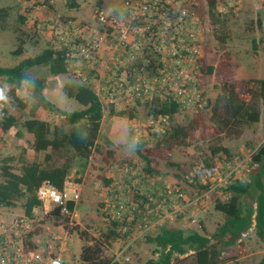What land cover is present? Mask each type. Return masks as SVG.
<instances>
[{
    "label": "rangeland",
    "instance_id": "rangeland-1",
    "mask_svg": "<svg viewBox=\"0 0 264 264\" xmlns=\"http://www.w3.org/2000/svg\"><path fill=\"white\" fill-rule=\"evenodd\" d=\"M43 2L44 0H35L27 14L26 23H21L18 16L25 13L29 6L22 0H0V8L6 9V15L0 20L1 66L15 65L25 57L36 55L46 46L52 47L54 44L52 34L57 30L58 22L63 19L70 18L79 22V26L84 28L85 32L92 29L95 31L93 15L95 9L99 8L105 14L120 13L124 9V0H76L77 8H68L64 0H55L53 4L58 14L54 16L55 12H53L51 20H47L45 17H48L50 8ZM229 2L231 6H227L225 13L220 17V22L212 25L206 14L204 0H196L197 11L202 16L205 27L200 44L201 65H213L219 58L228 57L229 68L232 71L231 78H264V0H229ZM256 4H260V7L258 8ZM259 18L260 26L257 25ZM37 23L46 27L50 25L52 28L48 33L46 29L38 28ZM252 37H258L256 49L251 46ZM17 38L22 40L23 51L15 55L12 51L19 42ZM27 73L45 79L48 77L45 67L42 66L31 67ZM56 76L60 78V85L70 80L69 77L64 80L65 74ZM196 77L200 89L209 100V106L203 109L181 108L173 115L172 121L182 123L196 118L202 126H217L211 108L224 79L221 75L215 74H200ZM57 85L58 82L55 80V88ZM10 88V84L0 83L3 94ZM45 92V98L54 107L65 111L82 108L77 101L61 91V86L57 92L53 87ZM18 96L28 106L31 104L30 96L24 87L20 88ZM131 101L130 105H123L126 108H122V106H110L111 101L102 98L103 120L101 119L99 125L94 150L85 165L81 162L78 164L79 159L76 158L69 167L67 179L76 182L80 188L78 200L74 203L71 213L50 214L51 205L47 202L33 210L30 230L33 231L39 244L38 249L51 254L58 253L63 258L64 264H82L80 257L82 248L88 245L98 248L97 257L109 258L118 264H144L146 260L155 258L153 244L145 242L142 236L129 242L128 238L120 234L105 218V210L110 207L109 202L112 201V190L124 194L127 199L133 198L139 192L157 196L154 198L157 200L155 213L149 215L148 219L153 221L164 216L162 225L157 226L158 229L162 226H184V230L199 227L200 232L210 234L223 220V215L213 209L212 202L215 198L224 199L226 196V193L219 188L223 186V174L218 170L207 168V164H214L220 159L219 153L214 155L210 153V146L219 141L229 149L231 162L234 163L230 170L234 167L236 178L245 179L254 169V166H247L248 156L250 150L264 139V107L261 109L259 122L249 129L242 130L235 127L233 131H227L220 126L218 133L220 139H216L217 136L213 137V133H208L204 141L195 140L188 147H173L169 156L161 149L158 151L153 149L157 137L150 138L140 148V153L148 154L149 165L155 171L148 173L144 168L143 159L134 149L132 138L137 130L133 124L134 120L131 121L125 116L110 118L113 112L116 115L120 110L130 109L135 116L136 124L143 125L147 109L142 104L136 105L134 100ZM6 103V98L0 100V106H6ZM26 115L27 108L21 111V118ZM45 120L50 125L57 124L65 130L70 129V125L51 111H45ZM17 131L22 132L20 136L16 135ZM198 131L200 129L195 134ZM0 138V157L13 155L18 158L23 147L27 158L30 160L33 158L30 148L31 134L22 128L11 127L1 134ZM65 157L67 154L63 152L51 153V160L55 164L65 161ZM41 158L42 153L36 157L38 160ZM168 161L177 163L176 167L169 166ZM17 164V162L13 164L16 169ZM123 164L129 165L134 174L129 175L130 177L121 175L120 168ZM262 181L264 185V175ZM206 185L207 188L204 189ZM67 189L71 190L70 187ZM163 189H177L181 191L184 199L195 201L190 206L180 208L184 201L173 194L164 200L159 198L157 192ZM6 209H9L12 215H22L19 202ZM157 230L153 228L152 233ZM241 240L246 254L236 260H222L220 264H257L263 252V245L255 236L252 226L241 235ZM178 258L175 264L190 263L188 258Z\"/></svg>",
    "mask_w": 264,
    "mask_h": 264
},
{
    "label": "trees",
    "instance_id": "trees-1",
    "mask_svg": "<svg viewBox=\"0 0 264 264\" xmlns=\"http://www.w3.org/2000/svg\"><path fill=\"white\" fill-rule=\"evenodd\" d=\"M64 2L68 8L78 6L76 0H64ZM228 2L229 0H204L206 14L212 25L219 23L220 17L225 13L216 12L215 6L217 4L227 6ZM43 3L49 5L48 0H44ZM30 10L31 7L18 16L21 23H26ZM5 15L6 9L0 8V20ZM260 23L259 18L257 25L260 26ZM17 40L19 42L12 51L15 55L23 51L21 38ZM250 40L252 48L256 49L258 37H252ZM64 52L65 49L56 51L51 46H46L36 55L25 57L15 65L5 67L0 65V83L11 85L9 91L4 94L6 106H0V135L11 127L22 128L31 134L30 148L33 155L31 160L28 159L24 148L21 147L18 158L13 155L0 157V207H13L16 202H19L22 215L29 218H33V210L42 205L36 196L39 185L47 181L56 189H62L65 180H68L70 164L78 158L77 163L81 162L85 165L94 150L98 135L102 104L88 82L80 83L72 76L73 78L61 85V91L82 106L79 110L65 111L54 107L45 98L42 92L45 78L27 73V70L34 66L45 67L48 76L67 73L68 66ZM197 74L221 75L224 79L211 108L217 126H202L196 118L182 123L173 122L172 117L180 108L171 99L158 101V98L153 96L150 102L138 99L134 101L136 105L142 104L147 109V114L161 113L167 118V124L162 125L163 131L159 135L149 134V137H157L153 149L157 151L161 149L168 156L173 147H188L195 140L204 141L208 133H213V137L217 136L216 139H220L218 137L220 126L227 131H233L235 127L243 130L259 122L261 108L264 107V78H231L232 71L229 68L228 57L219 58L214 65H200L197 68ZM21 87H24L30 96L29 106L17 95ZM209 104L207 98V103L200 109L208 107ZM26 108L27 115L21 118V111ZM47 110L61 117L70 125V129L65 130L57 124L50 125L45 120ZM116 115L134 120L133 124L136 126L135 116L130 109L120 110L116 112ZM198 129L200 131L195 134ZM20 134L21 132H16L17 136ZM141 147L142 144L134 142V149L143 159L146 172L155 173L149 165L148 154L140 153ZM209 150L213 155L219 153L220 159L214 164H207V168L220 171L224 178L223 186L219 188L226 193V196L224 199L215 198L212 202L213 209L223 215L222 222L210 234L200 232L199 227L184 230L167 226L160 227L154 234L148 232L143 234L144 241L153 244V251L156 253L155 258L146 260L144 264H175L178 257L190 259L189 264H220L222 260H236L246 254L241 235L251 226L255 236L263 245V252L257 264H264V185L262 181L264 139L249 152L247 166H254V169L245 179L236 178L234 167L230 170L234 165L230 159L231 153L221 142L217 141L210 146ZM52 152H63L67 154V157L65 161L55 164L51 160ZM40 153L42 158L38 160L36 157ZM14 162L18 163L17 169L13 166ZM168 165L176 167L177 163L168 161ZM206 188L207 185L204 186V189ZM74 205L70 201L67 203L70 213ZM49 213L59 214L55 208ZM110 223L114 228L118 226L114 221ZM24 238L25 247L29 251L38 250L39 244L32 230L26 232ZM97 252V247L83 246L80 255L82 264H118L112 259L97 257Z\"/></svg>",
    "mask_w": 264,
    "mask_h": 264
},
{
    "label": "built area",
    "instance_id": "built-area-1",
    "mask_svg": "<svg viewBox=\"0 0 264 264\" xmlns=\"http://www.w3.org/2000/svg\"><path fill=\"white\" fill-rule=\"evenodd\" d=\"M22 1L29 7L35 2ZM227 4L231 6V2ZM227 6L217 4L215 10L223 13ZM123 7V12L110 14L95 9V31L85 32L79 22L63 19L52 34V48L65 49L66 64L68 68L75 67L78 81L88 82L97 96L104 94L102 96L108 101L126 98L150 102L156 96L158 101L173 100L180 109L205 106L207 98L196 77L201 65L200 44L205 27L196 0H124ZM36 25L48 33L52 28ZM108 38L106 47L105 39ZM103 47L108 49L105 77L97 73ZM166 124L167 118L161 113L147 114L143 125L136 124L133 142L144 146L149 134L159 135L162 125ZM120 173L124 176L134 174L127 164L122 165ZM79 191L76 182L65 180L63 188L58 190L45 181L37 188L36 196L42 204L47 202L51 209L67 215L70 213L67 203H75ZM115 191L111 192L112 201L105 210V218L116 222L117 231L128 240L152 233L153 228L157 230L162 224L164 216L153 221L148 219L155 213L157 200L154 198L157 196L139 192L127 199ZM157 193L161 200L170 198L171 194L183 199L180 208L195 201L184 199L177 189H163ZM30 223L31 218L25 215L0 216V264H64L58 253L40 249L29 251L25 247L24 234L30 230Z\"/></svg>",
    "mask_w": 264,
    "mask_h": 264
},
{
    "label": "crops",
    "instance_id": "crops-1",
    "mask_svg": "<svg viewBox=\"0 0 264 264\" xmlns=\"http://www.w3.org/2000/svg\"><path fill=\"white\" fill-rule=\"evenodd\" d=\"M48 2H49V5H47L50 9V11H49V13H48V17H45V18H47V20H51V18H52V15H53V12H55V15L54 16H57V12H56V7H55V5L53 4L54 2H55V0H48ZM258 5V8L260 7V4H256V6ZM241 8H243V6H241ZM116 13H118V12H116ZM49 14H50V16H49ZM51 25H53V24H51ZM54 26V25H53ZM257 38V37H256ZM105 44H106V47L109 45V38L108 39H105ZM107 55H108V49L106 50V48L105 47H103L102 49H101V52H100V59H99V64H98V68H97V73H98V75L99 76H101V77H105V74H106V70H107V63H108V57H107ZM214 65V64H213ZM74 67V66H73ZM72 66H70L69 68H68V72L67 73H65V75H66V77H64V80H66L67 79V77H69L70 79L71 78H73L72 76H74V78H75V80L76 81H78V78H77V76L74 74V68H73ZM55 80H57V82H58V85H57V87L55 88ZM59 80H60V78L59 77H57V76H48V77H46V79H45V84H44V88H43V94L45 95L46 94V90L48 89V88H50V87H53V90H55L56 92H57V89L58 88H60V82H59ZM79 82V81H78ZM18 93H19V91L17 92V95H18ZM103 96H104V94H102ZM99 97V99H100V101H101V103H102V97H100V96H98ZM135 101V100H134ZM131 100L130 99H124V98H122V99H117L116 101H114V102H111L112 104H110V106L112 105V106H117V107H119V106H122V108H126V107H124V106H126V105H130L131 104ZM124 105V106H123ZM262 109V108H261ZM112 111H114V110H111V112ZM115 116H117V115H115V113L113 112V113H111V117L110 118H114ZM104 117V116H103ZM117 117H119V116H117ZM121 117V116H120ZM109 118V119H110ZM101 119H102V116H101ZM103 120V119H102ZM100 122H101V120H100ZM22 133V132H21ZM113 135V134H112ZM97 137H98V135H97ZM108 139H110V138H108ZM96 141H97V138H96ZM121 177H123V176H121ZM129 177V176H128ZM11 211L9 210V209H6L5 207H0V216L1 217H8V216H12V213H10ZM149 218V217H148ZM162 225V224H161ZM173 227H179V228H182L183 229V227L184 226H173ZM187 227V226H186ZM156 232V231H155ZM154 232V233H155ZM154 233H152V234H154ZM138 237L136 236L135 238H133V239H131V240H128L129 242H131V241H133V240H136Z\"/></svg>",
    "mask_w": 264,
    "mask_h": 264
},
{
    "label": "clouds",
    "instance_id": "clouds-1",
    "mask_svg": "<svg viewBox=\"0 0 264 264\" xmlns=\"http://www.w3.org/2000/svg\"><path fill=\"white\" fill-rule=\"evenodd\" d=\"M3 99H5V97H4L3 91L0 90V100H3Z\"/></svg>",
    "mask_w": 264,
    "mask_h": 264
}]
</instances>
